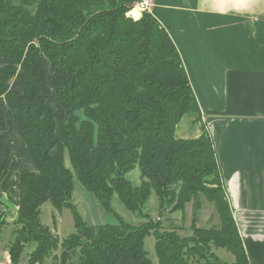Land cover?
<instances>
[{
  "label": "trees",
  "instance_id": "trees-1",
  "mask_svg": "<svg viewBox=\"0 0 264 264\" xmlns=\"http://www.w3.org/2000/svg\"><path fill=\"white\" fill-rule=\"evenodd\" d=\"M139 1L0 0V98L15 112L17 133L37 169L20 180L8 242L12 264L21 263L32 243L37 247L26 264H45L59 249L60 264L74 258L76 264H152L145 250L151 235L158 264H227L215 250L230 253L233 264H248L208 132L176 136L184 118L200 122V109L169 33L150 13L139 20L129 15ZM18 69L22 91L10 89ZM52 95L72 113L68 120L48 107ZM80 111L83 120L74 115ZM6 131L0 118V136ZM9 169L7 158L0 185ZM136 169L139 186L127 179ZM75 179L109 212L117 196L129 213L149 221L153 194L161 212L172 205L183 212L203 196L220 223L199 228L194 222L185 238L153 222L134 226L119 218L116 225L89 226L71 203ZM47 203L73 216L75 233L60 244L43 238L51 235L40 222ZM9 214L0 216V246Z\"/></svg>",
  "mask_w": 264,
  "mask_h": 264
},
{
  "label": "crops",
  "instance_id": "crops-1",
  "mask_svg": "<svg viewBox=\"0 0 264 264\" xmlns=\"http://www.w3.org/2000/svg\"><path fill=\"white\" fill-rule=\"evenodd\" d=\"M223 1L153 0L150 14L175 44L200 109L196 129L179 125L176 136L197 139L203 128L208 132L248 264H264V0ZM10 89L22 91L20 69ZM48 107L57 119L72 115L56 95ZM0 118L7 122L0 136V175L10 161L0 185L1 216L7 206L18 209L21 177L37 169L4 98ZM0 264H12L8 241L1 243Z\"/></svg>",
  "mask_w": 264,
  "mask_h": 264
},
{
  "label": "rangeland",
  "instance_id": "rangeland-1",
  "mask_svg": "<svg viewBox=\"0 0 264 264\" xmlns=\"http://www.w3.org/2000/svg\"><path fill=\"white\" fill-rule=\"evenodd\" d=\"M220 3L224 5V1L220 0ZM264 3V1H263ZM143 14H139L138 17L133 19L139 20ZM79 120L84 119L83 113L75 112L74 114ZM199 125V119H190L186 117L180 124V127L187 130H195ZM65 165L68 169L72 170V166L69 160L68 153L65 152ZM127 179L133 183L134 186L140 185V172L138 169L133 171L127 176ZM74 189L72 193L71 203L77 207L79 215L83 221L89 226L98 227L102 225H116L118 219L123 220L124 223L133 224L135 226H148L151 222L162 225V229H175L178 230V234L181 237H191L193 233L194 222L199 228H211L219 225L220 220L215 208L210 205L203 196L198 197L197 201L189 203L183 212H174L172 206H167L166 211L159 209V202L157 197L153 194L150 201L146 206L145 213L150 216L151 220L147 221L138 214L129 213L117 196H114L110 208L112 212L107 211L104 206L97 200L96 197L86 191L75 179ZM55 217V224H54ZM16 217H8L6 219V230L4 232L3 241H10L11 232L16 230L15 223ZM41 225L50 229L51 235L59 234L61 241L70 237L75 233L73 216L70 210H64L62 213H58L54 207L47 203L41 208L40 215ZM156 239L153 235L145 239V250L147 251L152 264H158V260L155 254ZM37 247V243L29 245L22 256V264L27 263L28 257L34 252ZM216 254L221 257L228 264L234 261L233 256L225 250H218ZM62 255V249L53 252L51 256L46 259L45 264H60ZM221 255V256H220ZM76 264V258L72 261Z\"/></svg>",
  "mask_w": 264,
  "mask_h": 264
},
{
  "label": "built area",
  "instance_id": "built-area-1",
  "mask_svg": "<svg viewBox=\"0 0 264 264\" xmlns=\"http://www.w3.org/2000/svg\"><path fill=\"white\" fill-rule=\"evenodd\" d=\"M153 0H140L134 5V8L131 10L129 15L133 18V12L137 10L140 14L150 13L153 8Z\"/></svg>",
  "mask_w": 264,
  "mask_h": 264
},
{
  "label": "water",
  "instance_id": "water-1",
  "mask_svg": "<svg viewBox=\"0 0 264 264\" xmlns=\"http://www.w3.org/2000/svg\"><path fill=\"white\" fill-rule=\"evenodd\" d=\"M118 176L121 177L122 174L120 172H118ZM2 203H3V199H2ZM6 206H7V204H6ZM7 207H8L9 213L11 214L10 217L15 218L17 210L13 209L10 206H7ZM43 238L46 239V240H51V241H53L56 244H60V242H61L59 234H53V235H50V236H44Z\"/></svg>",
  "mask_w": 264,
  "mask_h": 264
},
{
  "label": "bare ground",
  "instance_id": "bare-ground-1",
  "mask_svg": "<svg viewBox=\"0 0 264 264\" xmlns=\"http://www.w3.org/2000/svg\"><path fill=\"white\" fill-rule=\"evenodd\" d=\"M134 13H139V12L137 10H135Z\"/></svg>",
  "mask_w": 264,
  "mask_h": 264
}]
</instances>
